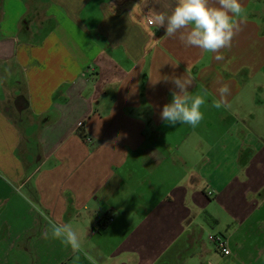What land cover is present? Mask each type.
<instances>
[{
  "label": "crops",
  "instance_id": "0c3cea01",
  "mask_svg": "<svg viewBox=\"0 0 264 264\" xmlns=\"http://www.w3.org/2000/svg\"><path fill=\"white\" fill-rule=\"evenodd\" d=\"M240 2L217 61L155 23L175 0H0V264H90L50 222L97 264H264V0ZM173 76L206 91L195 128L160 118Z\"/></svg>",
  "mask_w": 264,
  "mask_h": 264
},
{
  "label": "clouds",
  "instance_id": "9594fccd",
  "mask_svg": "<svg viewBox=\"0 0 264 264\" xmlns=\"http://www.w3.org/2000/svg\"><path fill=\"white\" fill-rule=\"evenodd\" d=\"M243 13L240 0H215L214 3L210 0H175V6L170 12H155L153 16L155 23L165 28L168 37L179 34V39L186 47L213 53L215 60L221 61L224 57L219 53L222 49L231 48L239 30L234 18L240 17ZM157 43L159 41H153V44ZM163 79L170 81L174 88L171 90V102L165 104L160 112L161 120L170 125L179 123L193 128L198 126L204 118L201 109L206 104V91L203 94H193L189 91L193 80L186 76ZM218 91L221 99L212 105L217 109L226 106L224 97L230 93L227 85ZM50 223L54 238L69 246L74 253H82L90 264H97L96 258L83 248L78 233L70 224Z\"/></svg>",
  "mask_w": 264,
  "mask_h": 264
},
{
  "label": "built area",
  "instance_id": "2783aa9c",
  "mask_svg": "<svg viewBox=\"0 0 264 264\" xmlns=\"http://www.w3.org/2000/svg\"><path fill=\"white\" fill-rule=\"evenodd\" d=\"M153 21L149 22V25H153ZM209 195H213V192H209ZM209 240L215 244L217 250H219L224 256H230L231 255V250L228 246L227 240L220 235H212L209 236Z\"/></svg>",
  "mask_w": 264,
  "mask_h": 264
},
{
  "label": "rangeland",
  "instance_id": "374dc122",
  "mask_svg": "<svg viewBox=\"0 0 264 264\" xmlns=\"http://www.w3.org/2000/svg\"><path fill=\"white\" fill-rule=\"evenodd\" d=\"M251 9H254V8H251Z\"/></svg>",
  "mask_w": 264,
  "mask_h": 264
}]
</instances>
